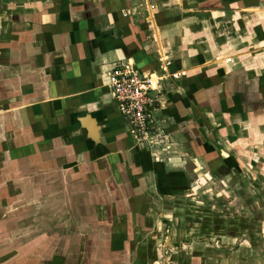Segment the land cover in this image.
<instances>
[{"label": "crops", "instance_id": "obj_1", "mask_svg": "<svg viewBox=\"0 0 264 264\" xmlns=\"http://www.w3.org/2000/svg\"><path fill=\"white\" fill-rule=\"evenodd\" d=\"M117 64L180 74L166 145H138ZM217 177L235 201L191 215ZM155 242L160 262L209 245L212 263L264 264V0H0V264L151 263Z\"/></svg>", "mask_w": 264, "mask_h": 264}, {"label": "built area", "instance_id": "obj_2", "mask_svg": "<svg viewBox=\"0 0 264 264\" xmlns=\"http://www.w3.org/2000/svg\"><path fill=\"white\" fill-rule=\"evenodd\" d=\"M143 74L130 65L117 64L109 75L111 91L141 148L163 146L169 142L162 112L166 110L165 86L180 74Z\"/></svg>", "mask_w": 264, "mask_h": 264}, {"label": "rangeland", "instance_id": "obj_3", "mask_svg": "<svg viewBox=\"0 0 264 264\" xmlns=\"http://www.w3.org/2000/svg\"><path fill=\"white\" fill-rule=\"evenodd\" d=\"M169 140L171 141L172 139H169ZM174 151H177V150H174ZM189 166L191 167V163L189 164ZM209 169L210 168L208 167V171H210ZM204 172H205V170H204ZM217 178H218V180L216 182L214 181V183L213 182L211 183L210 181L200 182L201 184L198 183V185L196 186L197 188L192 191V195L189 198H186V201L184 203L186 205L187 210H188V208L191 210V213H192L191 215H193V213L197 212L196 211L197 209H195V208H199L200 207L201 211H202V208H203V216L206 217V218H210L209 215H210V212H211L210 211L211 208H213V210H215V208H227L228 206L231 205L230 201H235L234 198H232V196L224 195L226 193L225 192L226 187L224 186L223 181H221V179L219 177H217ZM199 186H200V188H199ZM210 186L214 189V192L212 193V194H214V197L210 196V193L208 192L209 189H210ZM219 193H221L222 195H220V197L219 198L217 197V199H216L215 195H217ZM196 203H198V205H195ZM238 208H241V205H238ZM233 212L235 214L234 218L238 219L236 211H233ZM215 215H218L219 218L215 219ZM226 217L228 218V217H231V216L226 214V213H214L213 212L212 220L217 221V228H218L217 229V231H218L217 234H219V235L220 234L221 235H225L227 233V230L225 228V225H226L225 221H227ZM209 235L210 234H208V233L202 232L200 235H195V236L193 235L190 238H187V240H184V242H190V241L194 240V238H195V240H198V241L202 240V239H208V240L204 241V243H209V241L211 242V240H209V238H211ZM213 236H215V235H213ZM213 236H212V238H214ZM161 240H162V238H161ZM220 241H221L220 238H218V241H217V242H219L218 244H221L224 247L225 244H222V242H220ZM147 243H148V241H147ZM160 246H161V244L159 242H155V244L154 243H150L148 245L150 250L147 251L148 253L146 252V254L148 255V258H151L153 260V262L150 263V262H147V260L144 259V261L141 262V264H147V263H149V264H177V259L175 260L174 258L170 259V260H168L166 262H164V261L160 262V260L158 261V256H157V251L158 250L156 251V254H155L154 250L157 247H160ZM178 246H180V245H178ZM205 246H206V249H203V248L201 249V255L204 256L203 259H202L203 264H215L214 261L212 263L207 258L211 254H215L214 253L215 251L213 249H211V248L209 249V245L208 246L205 245ZM238 247L239 248H237V250H240V252H241V248H244V247L250 248V246H248V245L247 246L238 245ZM162 248L164 249V247H162ZM165 250L166 251H164V257L166 259L167 258H171L173 252L175 251L173 246H168L167 249H166V246H165ZM236 253H238V252H236ZM239 255L244 257V256H246V253L245 254L244 253H239Z\"/></svg>", "mask_w": 264, "mask_h": 264}]
</instances>
